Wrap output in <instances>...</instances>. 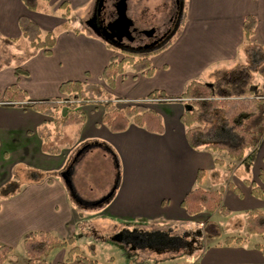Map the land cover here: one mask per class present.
I'll list each match as a JSON object with an SVG mask.
<instances>
[{"label": "crops", "instance_id": "0c3cea01", "mask_svg": "<svg viewBox=\"0 0 264 264\" xmlns=\"http://www.w3.org/2000/svg\"><path fill=\"white\" fill-rule=\"evenodd\" d=\"M173 1L177 6L183 2L182 31L170 46L151 56L153 74L142 75L128 66L109 89L102 79V71L117 54L90 30L77 31L80 29L69 25L76 6L86 9L85 15L80 17L81 24L90 17L98 0H63L68 5L67 18L62 17L65 10L60 8V1L52 9L53 0H50L49 11L43 13L28 10L21 0H0V39H21L20 17L35 23L42 35L53 32L54 26L62 28L55 35L50 55L39 50L23 63L21 68L25 74L16 75L13 63L0 69V96L16 83L30 100L59 98L62 97L60 85L76 81L102 87L118 104L141 102L160 118L162 125L161 132L149 131L129 120L126 129L112 132L101 124L102 110L92 114L94 111L87 112L80 107L85 115L83 126H69L64 130L75 141L74 145L63 147L59 155H48L41 150L36 129L43 124L50 125L51 119L20 105L5 106L0 102V186L13 178L14 169L29 177L26 183H20L21 189L15 196L0 200V245L13 250L6 264H26L22 240L29 232H47L60 240L72 239L73 246L78 248L80 241L92 248L90 230L82 233L79 226L94 219L93 216L100 220L98 225L111 222L119 228L133 227V235L126 236L123 231L118 240L148 248L152 253L171 252V257L175 258L177 251L181 255L189 249L187 253L196 264H264V257L255 248L261 243L259 236H248L241 245L222 244L225 237L246 235L241 225L248 211H264V115H258L247 124L255 135V146L231 153L224 144L235 143L236 136L220 110L222 127L214 130L212 114L218 109L207 110L208 132L200 138L201 145L194 148L189 145L186 128L180 122L186 101L176 99L192 81L209 84L237 64L256 67L262 62L264 0ZM249 15L255 17L257 23L250 45L245 48L248 42L244 39L242 24ZM9 50L17 53L13 46ZM256 75L254 83L264 96ZM153 91L160 92L161 97L148 99ZM93 142L101 143L103 149L89 145ZM77 147L80 149L71 158ZM93 149L114 155L120 163L121 176L118 185L102 199L82 201L72 191L71 169ZM215 159L223 164H215ZM199 171L203 175L197 182ZM214 172L227 178L220 181ZM36 173L44 177L36 179ZM196 187L219 190L222 204L230 215L188 216L181 202ZM252 188H258L263 197H256ZM237 216L238 221H234ZM221 219L225 220V227ZM208 220L218 224L219 239L204 238L202 227ZM157 227L182 230L185 237L179 245L169 238L170 231L164 228L166 232L159 242L154 241L152 233L143 241L138 238V228L162 230ZM69 249L70 246L53 249L46 261L49 264L93 263L91 258L81 255V250L79 256L83 260L66 261Z\"/></svg>", "mask_w": 264, "mask_h": 264}, {"label": "trees", "instance_id": "16d2710c", "mask_svg": "<svg viewBox=\"0 0 264 264\" xmlns=\"http://www.w3.org/2000/svg\"><path fill=\"white\" fill-rule=\"evenodd\" d=\"M21 2L30 11L43 13L49 11L50 0H21ZM178 5H175L176 10L172 21L169 23V26L172 25L169 27V34L158 47L150 51H140L138 47L136 49L127 46L123 48L107 42L110 49L117 54L110 58L102 71V79L109 89L113 88L118 76L124 75L125 68L128 66L142 75L151 76L153 74L151 56L170 46L182 31L185 11L183 10V2ZM67 7L66 2L60 4V8L65 10L62 14L63 18L69 16ZM18 22L21 30L19 41L0 39L2 53H4V57L0 55V69L13 63L16 75L25 74L21 68L23 63L34 56L37 51L43 50L45 55H50L56 41L52 32L42 35L38 26L27 18L20 17ZM256 23L255 17L251 15L246 16L243 20L244 39L248 42L244 46L245 48L250 45L249 40L254 34ZM10 46H13L17 53H12L9 50ZM133 46L136 45L133 44ZM256 74L264 78V58L256 67L248 64H237L209 84L196 81L187 84L183 93L176 99L186 101L180 122L186 128V139L190 146L197 148L201 145L200 138L209 129L206 111L210 109H218L222 112L226 124L236 136L235 143L224 144L231 153H238L255 146V135L247 128V124L258 115H264V96L260 94L254 83ZM59 94L62 97L30 100L15 83L7 87L0 96L2 105H20L51 119L50 125L43 124L36 129V134L41 141V150L45 154L59 155L63 147L74 145L75 141L69 138L64 130L69 126H83L85 115L80 107L86 104L101 105V124L112 132L126 129L129 120L134 125L149 131H162L161 120L154 112L141 104H125V106L119 107L117 101L100 86L67 81L60 85ZM160 97L161 93L157 91H153L147 96L148 99ZM89 145L103 147L98 142ZM214 163L223 164L222 161L216 159ZM202 175L203 172L199 171L196 178L197 182L201 180ZM214 175H218L220 181H225L227 178L218 172H214ZM20 189L21 184L18 180H8L0 187V200L15 196ZM252 193L258 198L263 197L258 188H252ZM181 206L188 216H196L200 213H218L222 217L230 215V211L222 204V196L219 190L206 191L199 187L193 188L186 194ZM241 228L246 232L244 237L228 236L223 239L222 244L224 246L241 245L248 236H259L261 243L256 244L255 248L264 257V211H248ZM202 231L206 240H217L221 237L218 224L212 220L205 221ZM69 246L66 261H71L73 258L83 260L79 256V249L73 246L72 239L60 240L50 233L36 231L27 233L22 240V249L27 259L26 264H49L46 258L53 249ZM12 252L11 247L0 245V264H6Z\"/></svg>", "mask_w": 264, "mask_h": 264}, {"label": "rangeland", "instance_id": "374dc122", "mask_svg": "<svg viewBox=\"0 0 264 264\" xmlns=\"http://www.w3.org/2000/svg\"><path fill=\"white\" fill-rule=\"evenodd\" d=\"M58 1L62 2L63 0H53L52 9L55 8ZM115 1L116 0H108L106 5L112 9L113 3ZM170 3L171 0H127L124 6L126 19L134 28L142 32L137 39L138 41L147 40L146 36L148 35L142 36L143 34L163 26V21L166 19L170 10ZM175 10L176 8H174V11ZM85 12V7L76 6L73 9V14L69 19L70 27L73 26L76 29H80L77 31L82 32H84L83 29L85 28L87 30L88 28L85 25V20H82L80 24V17H83ZM170 26L172 27V25ZM53 28L54 31L52 33L54 35H57L62 29L61 26H54ZM0 55L4 57L1 47ZM252 63L254 65V60ZM256 78L261 92L264 91V79H262L259 75H256ZM140 103L141 102H138L137 104ZM124 104L125 103H119V107L125 106ZM83 107L87 112L90 110L94 111L92 114H96L97 110H102L100 104H86L83 105ZM219 112V110H216V112L212 114L214 130L217 131H219L222 127V116ZM217 116H219V118H217ZM79 149L80 148L77 147L72 152L71 158L74 157V154ZM71 173L72 191H74V193L82 201H97L102 199L105 197L104 195L111 191L113 187L118 185L121 176L120 163L117 161L115 156H111L100 149L90 150L84 157L79 159L72 167ZM12 176L13 178L10 180H18L20 183H26L29 178L27 173H23L19 169H14ZM34 177L36 179H41L44 176L43 174L36 173ZM82 201L80 202L81 205L83 204ZM86 214L87 212H85V215ZM238 217L239 216H237L234 221H238ZM92 218L94 219L85 221L84 224L79 226L83 229L82 233H89L90 230L93 241L92 250L89 248L92 245L87 246L82 241H80L78 245L80 249L78 247L77 248L81 250L82 256L91 258L92 262L95 264H109L111 262H113V264H196L194 258H191L187 253L189 249L185 250L186 252H181V255L180 251H177V256H174L175 258L171 257V252L166 254L162 253V255L160 254V251L152 253L148 248H142L138 245H134V243L127 244L125 242H121V240H118L120 232L126 231V236L129 235L128 233L133 235L135 232L133 227L124 225L123 227L119 228L120 226L118 227V225H115L111 222H108L107 225H98L97 222L100 220L98 218L95 219V216ZM220 221L222 227H225V220L221 219ZM157 228L162 229L160 231L163 233L156 231L158 229L144 231L143 228H138L136 233L138 234V238L141 239V241H143L145 237H148L149 234L152 233V238L154 237V241L159 242L161 239L160 237H163L164 232H166L164 231L166 227ZM167 231H170L167 234L169 238L175 240V242L180 245V240L185 237V232L182 230L171 231L169 228ZM228 234H230V232H228Z\"/></svg>", "mask_w": 264, "mask_h": 264}, {"label": "flooded vegetation", "instance_id": "af4514ba", "mask_svg": "<svg viewBox=\"0 0 264 264\" xmlns=\"http://www.w3.org/2000/svg\"><path fill=\"white\" fill-rule=\"evenodd\" d=\"M100 1H102V4H100ZM117 1L118 0H116L113 3V8L111 9V7H108L106 5L108 0H98L97 4L94 7V11L90 15V17L85 20V25L91 32H93L98 36L101 35L104 37L106 35V32L103 31V28L107 25L108 22L113 21L116 18L114 5ZM163 23H165V20L163 21ZM169 23L168 24L166 23L163 29H161L160 31L158 29L157 31H153V33L151 34L146 33L142 35V36L148 35L146 36L147 40L145 41L137 40L140 35L139 34L135 37L125 35L121 40L109 39L107 42L114 44L117 47L125 48V46H127V47H133L134 49L138 47L140 51H150L151 49L158 47L165 41L166 37L169 34V27H170ZM133 44L136 46L134 47Z\"/></svg>", "mask_w": 264, "mask_h": 264}, {"label": "water", "instance_id": "95a60500", "mask_svg": "<svg viewBox=\"0 0 264 264\" xmlns=\"http://www.w3.org/2000/svg\"><path fill=\"white\" fill-rule=\"evenodd\" d=\"M126 2L127 0H118L115 3L114 10H115L116 18L113 21L108 22L107 25L103 28V31L106 32V35L104 37L99 35V37L102 40H104V42H107L109 39L121 40L125 35L135 37L142 33L136 28H134L126 19L125 9H124ZM100 4H102V1H100ZM174 8H175V3L173 0H171L170 10L165 19V23L163 24V26L160 28H156L155 30L153 29L149 31L148 34H151L153 33V31H157L158 29L159 31L163 29L164 25L172 20V17L174 15Z\"/></svg>", "mask_w": 264, "mask_h": 264}]
</instances>
